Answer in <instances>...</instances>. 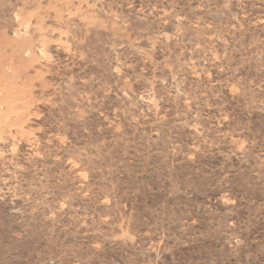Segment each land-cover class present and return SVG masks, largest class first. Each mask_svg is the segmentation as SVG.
Listing matches in <instances>:
<instances>
[{"label": "rangeland", "instance_id": "1", "mask_svg": "<svg viewBox=\"0 0 264 264\" xmlns=\"http://www.w3.org/2000/svg\"><path fill=\"white\" fill-rule=\"evenodd\" d=\"M0 264H264V0H0Z\"/></svg>", "mask_w": 264, "mask_h": 264}]
</instances>
